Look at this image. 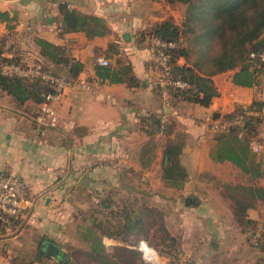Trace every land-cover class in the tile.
<instances>
[{
  "label": "crops",
  "instance_id": "crops-1",
  "mask_svg": "<svg viewBox=\"0 0 264 264\" xmlns=\"http://www.w3.org/2000/svg\"><path fill=\"white\" fill-rule=\"evenodd\" d=\"M58 1L0 0L6 14L0 18L3 57L47 62L36 43L43 39L67 47L69 57L82 64L56 106L55 126L39 129L40 103H20L0 88V171L27 183L13 227L0 228V263L62 264L42 253L41 244L50 241L64 251L67 264H81L84 256L76 259L74 253L89 250L90 232L101 239L113 264H130L131 251L140 257L131 222L138 213L152 212L182 251L175 264H264V240L256 248L245 234L246 221L264 218V203L241 189L264 187V123L252 137L262 143L255 161L263 174L252 176L210 156L217 133L207 121L264 100V77L244 87L233 84L232 71L221 72L211 77L218 94L209 106H166L151 85L154 56L147 33L174 16L172 5L67 0L72 9L103 20L107 31L88 37L83 31L60 34ZM97 56L115 70L128 65V76L121 82L101 78ZM160 112L173 119L169 136L142 128V117ZM175 132L185 136L180 162L187 178L181 188L161 178L163 148ZM238 204H248L243 215L236 213Z\"/></svg>",
  "mask_w": 264,
  "mask_h": 264
},
{
  "label": "trees",
  "instance_id": "trees-1",
  "mask_svg": "<svg viewBox=\"0 0 264 264\" xmlns=\"http://www.w3.org/2000/svg\"><path fill=\"white\" fill-rule=\"evenodd\" d=\"M166 2L174 9L176 4L184 5L182 22L179 24L173 16H169L161 22L154 23L147 34L150 39L158 38L161 41L175 43V47L167 48L170 57L169 75L173 79L185 81L188 87L170 89L168 99L170 105L191 102L204 107L209 106L213 97L218 94L211 77L221 72L232 71V82L238 86L251 87L260 82L264 77V62L258 57L264 54V0H166ZM58 9L59 17L56 23L59 24L60 34L83 31L88 37H94L107 31L103 20L97 16L67 9L64 4H59ZM5 16L6 14L0 11V18L5 19ZM36 43L40 48V54L47 62L41 59L3 57L1 54L0 60L23 64L38 62L44 69L54 73H57L55 69L59 67L60 72L66 71L71 78H75L80 72L82 64L69 57L67 47L54 45L43 39H37ZM180 60H183V63ZM96 72L103 79L121 82L128 76L130 67L125 65L115 70L111 66H98ZM131 81L136 84L132 77ZM0 88L20 103L28 99L42 103L44 96L51 91V88L39 79L17 76H0ZM153 89L159 96L158 90L154 87ZM246 111L255 114H246ZM161 113L163 112L149 113L142 117L141 125L147 134L159 133ZM240 115L241 125H234L226 132H216L210 156L216 161H230L244 173L261 176L263 172L260 170V163L255 161L251 143L253 135L264 123V100H254L246 108L236 107L223 116L215 113L212 118L232 119ZM241 131L243 134L239 136ZM172 132L173 121L165 127L163 134L169 136ZM184 139L182 132H175L174 136L167 138L163 148L161 178L176 188H181L187 178L186 170L180 162ZM241 189L246 195L255 196L264 203V187L248 186ZM247 206L248 204H238L236 213L243 215ZM157 217L152 212L137 214V218L130 225L136 232L133 243L136 245L144 239L149 226L156 224L164 231L159 243L162 247L160 252L172 256L180 248L163 224L156 222ZM246 224L245 232L253 228L256 222L246 221ZM89 235L87 237L91 240L89 250L79 251L89 261H83L81 264H89L90 261L107 264L110 258L104 251L101 239L90 232ZM131 253L137 255L135 251ZM22 264L37 262L31 260Z\"/></svg>",
  "mask_w": 264,
  "mask_h": 264
},
{
  "label": "built area",
  "instance_id": "built-area-1",
  "mask_svg": "<svg viewBox=\"0 0 264 264\" xmlns=\"http://www.w3.org/2000/svg\"><path fill=\"white\" fill-rule=\"evenodd\" d=\"M59 4H64L67 9H72L71 3L67 0H59ZM153 56H154V75L151 81L152 87L158 90L159 97L164 105L169 104L170 89H184L188 87L185 81L173 79L169 75L170 57L167 48L175 47L173 42L161 41L158 38H151ZM253 57L254 54H251ZM259 59L264 62V54H260ZM94 62L98 66L107 67L110 61L102 56H97ZM0 76H17L27 79H39L47 84L51 91L45 96L36 114L38 128L55 126L57 122L56 106L65 89L72 83V78L66 71L54 73L44 69L38 62L17 63L12 61L0 60ZM246 114H255L252 111H246ZM207 121L210 128L215 132H226L234 125L242 124V116L232 119L222 117H208ZM172 118L166 113L160 115L159 134H163L165 127L171 124ZM243 132H239L241 136ZM251 149L259 151L261 145L252 141ZM27 189L26 181L16 174H5L0 171V228L10 229L13 227L22 208V202L25 199ZM249 244L253 247H259L264 237V222H260L253 228L245 232ZM140 253L141 260L145 264H170L177 263L182 258V251L179 250L172 256L158 251L155 247L145 241H139L134 246Z\"/></svg>",
  "mask_w": 264,
  "mask_h": 264
},
{
  "label": "rangeland",
  "instance_id": "rangeland-1",
  "mask_svg": "<svg viewBox=\"0 0 264 264\" xmlns=\"http://www.w3.org/2000/svg\"><path fill=\"white\" fill-rule=\"evenodd\" d=\"M175 6H176V8L174 9V16L173 17H174L175 21L180 24L182 22V19H183L184 5L176 4ZM55 70L57 71V73L60 72L58 69H55ZM255 143H257L259 145L262 144L258 140H256ZM263 147H264V144H263ZM260 151H261V149L259 151H256V152L253 151V153L254 154H258V153H260ZM159 219L160 218H157L156 219L157 220L156 222L158 224L160 223V220ZM255 222H256V225L258 223H260V222H264V218H262V219H260L258 221H255ZM151 228H152V231H151V229L148 230L147 231L148 233L146 234V237H144V239H146V241L149 243V245L155 246L158 249V251H161L162 247L159 245V243L161 241V237H162L164 231H162L161 228L158 227L156 224L153 225V227H151ZM263 240H264V237H263ZM78 250L83 252V250H80V249H78ZM80 254L83 255V253L78 252L76 250V252L74 253V257H76V259H78L80 257V259H81V255ZM136 257L138 258V256H136ZM82 260L83 261H89L87 259V257H85V256L83 257ZM89 264H101V263H99L98 261H90ZM107 264H113V263H111V260H110ZM130 264H145V263L140 259V257L138 259H136L134 257V255H132V257H131V263Z\"/></svg>",
  "mask_w": 264,
  "mask_h": 264
},
{
  "label": "water",
  "instance_id": "water-1",
  "mask_svg": "<svg viewBox=\"0 0 264 264\" xmlns=\"http://www.w3.org/2000/svg\"><path fill=\"white\" fill-rule=\"evenodd\" d=\"M42 253L49 257L57 258L62 264H67V259H65L64 251L55 243L46 241L41 244ZM40 254L37 255L36 260H39Z\"/></svg>",
  "mask_w": 264,
  "mask_h": 264
}]
</instances>
